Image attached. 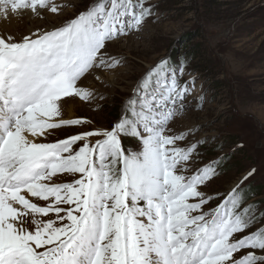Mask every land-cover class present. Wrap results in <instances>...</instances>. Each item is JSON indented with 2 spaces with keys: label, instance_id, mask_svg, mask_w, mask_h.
<instances>
[{
  "label": "snow or ice",
  "instance_id": "6c2138e0",
  "mask_svg": "<svg viewBox=\"0 0 264 264\" xmlns=\"http://www.w3.org/2000/svg\"><path fill=\"white\" fill-rule=\"evenodd\" d=\"M61 7L0 0V16ZM153 16L148 0H90L51 30L0 35V264H264V211L246 202L244 186L255 169L209 195L201 188L226 156L197 166L208 143L200 126H169L196 87V77L182 80L183 58L151 66L110 128L48 141L91 123L64 118L65 98L95 99L79 82L119 66L107 44ZM128 137L138 148L124 145Z\"/></svg>",
  "mask_w": 264,
  "mask_h": 264
},
{
  "label": "rangeland",
  "instance_id": "374dc122",
  "mask_svg": "<svg viewBox=\"0 0 264 264\" xmlns=\"http://www.w3.org/2000/svg\"><path fill=\"white\" fill-rule=\"evenodd\" d=\"M53 2L63 5L58 13L45 9L38 17L30 12L32 18L20 19L17 29L11 33L1 31L0 35L19 34L22 39L29 29L51 30L74 18L90 0ZM148 3L153 6L154 16L142 30L107 44L106 52L121 57V64L109 70L94 69L79 82L91 89L96 98L91 102L77 97L64 100V104L70 102L74 106L73 116L67 117L63 111L64 118H85L91 123L64 127L48 137V141L94 128H110L133 86L151 66L163 57H168L173 65L183 58L186 67L182 80L194 76L196 87L187 98L183 114L169 126L175 131L200 126L197 136L208 138V143L201 149L203 158L197 166L217 156H226L223 164L228 162L229 166L222 164L220 175L201 190L209 195L227 193L253 169L254 174L244 186L260 184L264 190V0H148ZM200 96L202 101L197 99ZM198 103L202 105L200 108L196 107ZM123 143L138 148L133 138H124ZM262 194L246 202H256L264 211ZM219 203L220 199H214L206 207Z\"/></svg>",
  "mask_w": 264,
  "mask_h": 264
},
{
  "label": "bare ground",
  "instance_id": "6f19581e",
  "mask_svg": "<svg viewBox=\"0 0 264 264\" xmlns=\"http://www.w3.org/2000/svg\"><path fill=\"white\" fill-rule=\"evenodd\" d=\"M27 18H32V15L30 11H24L22 13H18L16 15L10 14L7 18L0 16V32L6 31V32H12L14 29H17L18 26H20V19L26 20ZM36 30L29 29L26 33L29 35L32 32H35ZM14 39L20 40L22 35H12ZM73 103L67 102L63 104V111L65 112L67 117L73 116Z\"/></svg>",
  "mask_w": 264,
  "mask_h": 264
},
{
  "label": "trees",
  "instance_id": "16d2710c",
  "mask_svg": "<svg viewBox=\"0 0 264 264\" xmlns=\"http://www.w3.org/2000/svg\"><path fill=\"white\" fill-rule=\"evenodd\" d=\"M227 163H228V162H224V164H223L222 167H229ZM246 187H247L248 189L251 190V191H250V195H249V197H248V200H249V199H252L253 197H256V196H257V197H258V196H261V195H263L262 193H264V190H263V188H261V185H260V184H257V185H254V186H252L251 184H248ZM257 187H260V189L258 190ZM255 190H258V191H259V193L257 192L256 195H254V191H255Z\"/></svg>",
  "mask_w": 264,
  "mask_h": 264
}]
</instances>
